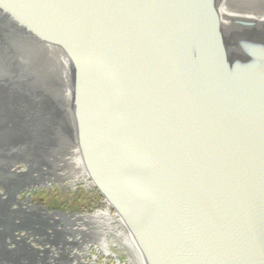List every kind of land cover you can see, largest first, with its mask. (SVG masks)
Instances as JSON below:
<instances>
[{
  "label": "water",
  "instance_id": "95a60500",
  "mask_svg": "<svg viewBox=\"0 0 264 264\" xmlns=\"http://www.w3.org/2000/svg\"><path fill=\"white\" fill-rule=\"evenodd\" d=\"M219 5L0 0V264H24L11 167L72 146L153 229L142 264H264V15L221 0V23ZM122 154L145 180L116 172Z\"/></svg>",
  "mask_w": 264,
  "mask_h": 264
},
{
  "label": "bare ground",
  "instance_id": "6f19581e",
  "mask_svg": "<svg viewBox=\"0 0 264 264\" xmlns=\"http://www.w3.org/2000/svg\"><path fill=\"white\" fill-rule=\"evenodd\" d=\"M81 156V146H72L63 157L60 151H54L33 162L21 159L23 169L17 165L11 167L12 171L19 173L16 180H11L12 188L17 191L13 195L12 207L29 217L30 221L43 224L45 232L50 236L56 233L62 235L56 247L48 243L43 246L35 245L29 231L16 233L15 240L20 242L25 238L30 245L36 247L35 252H47V259L37 261V264H142L153 229L148 226V235L140 231L141 237H138L125 215L103 196L105 189L100 185L91 163H83ZM114 157L111 161L115 163L116 172L129 174L134 184L139 177L144 179L135 156L122 154ZM53 185L70 190L81 185L85 191L98 192L102 197L103 207L87 212H66L60 209L49 211L32 201L35 190L50 189ZM159 188V184L158 189L148 187L152 195L149 199L159 201L160 198L155 197ZM24 190L28 192L26 199L20 197ZM0 195L5 196V193L0 191ZM155 208L159 212L162 206ZM16 222L15 225H22L19 218ZM12 242L14 241L9 242L10 246Z\"/></svg>",
  "mask_w": 264,
  "mask_h": 264
},
{
  "label": "rangeland",
  "instance_id": "374dc122",
  "mask_svg": "<svg viewBox=\"0 0 264 264\" xmlns=\"http://www.w3.org/2000/svg\"><path fill=\"white\" fill-rule=\"evenodd\" d=\"M17 167L23 169L24 165L22 162H19ZM2 190V187H0V191ZM27 193L28 192L24 190L20 193V197H27ZM31 199L37 205H44L49 211L60 209L66 212H87L103 207L100 194L98 192L85 191L81 185H77L75 190L62 189L56 185H53L50 189L41 188L33 192ZM29 219V217L23 214L19 216V220L22 221L23 226L21 229H15V231H29L35 245L43 246L45 243H48L53 247L58 246V243H60L59 240L62 239V235L56 233L50 236L45 232V226L43 224L30 221ZM7 238L9 241L12 240L11 236ZM2 242L3 241H0V244H2ZM14 246L18 252L10 257L15 261L21 260L24 264H37V261H44L47 259V252L39 254L28 249V247L20 244L18 241H14ZM63 255L64 254H62V256Z\"/></svg>",
  "mask_w": 264,
  "mask_h": 264
},
{
  "label": "flooded vegetation",
  "instance_id": "af4514ba",
  "mask_svg": "<svg viewBox=\"0 0 264 264\" xmlns=\"http://www.w3.org/2000/svg\"><path fill=\"white\" fill-rule=\"evenodd\" d=\"M227 3L231 6H236L238 8H232V11L233 10H236V11H240V10H244L246 12H257L259 15H264V1H259V0H254V1H251V0H242L243 2H239L237 0H226ZM251 1V2H250ZM220 5H221V0H220ZM220 5L218 6V13H220V22L222 23V15H221V12H220ZM223 12V11H222ZM225 21H224V24L226 22V20L228 19V16L225 15ZM257 22H259V24L257 26H259V28L263 27L264 26V20H257ZM222 25V24H221ZM224 27V28H223ZM222 28L223 30H227V32L229 31H232V27L231 26H223L222 25ZM234 28V27H233ZM228 32V33H229Z\"/></svg>",
  "mask_w": 264,
  "mask_h": 264
}]
</instances>
